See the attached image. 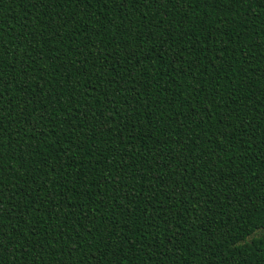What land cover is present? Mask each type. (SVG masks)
I'll return each mask as SVG.
<instances>
[{"label":"trees","instance_id":"obj_1","mask_svg":"<svg viewBox=\"0 0 264 264\" xmlns=\"http://www.w3.org/2000/svg\"><path fill=\"white\" fill-rule=\"evenodd\" d=\"M0 264H264V0H0Z\"/></svg>","mask_w":264,"mask_h":264}]
</instances>
